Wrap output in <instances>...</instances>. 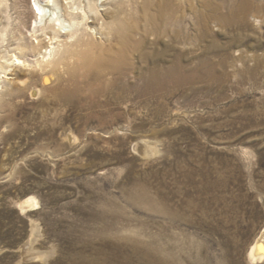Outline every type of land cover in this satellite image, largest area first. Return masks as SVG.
Listing matches in <instances>:
<instances>
[{"label": "rangeland", "instance_id": "obj_1", "mask_svg": "<svg viewBox=\"0 0 264 264\" xmlns=\"http://www.w3.org/2000/svg\"><path fill=\"white\" fill-rule=\"evenodd\" d=\"M122 1L124 17L138 15L141 0ZM148 1L178 22L160 36L137 26L132 76L146 71L140 54L147 69L177 56L180 72L124 81L145 93L89 95L71 76L83 48L63 46L74 38L48 45L49 66L47 45L26 58L18 42L1 47L9 64L18 55L44 72L0 66V264H264L247 257L264 230V0H235L233 14L227 0ZM5 2L17 39L35 3ZM103 21L88 23L86 44L105 45ZM19 72L33 75L28 90L2 98L23 87Z\"/></svg>", "mask_w": 264, "mask_h": 264}, {"label": "bare ground", "instance_id": "obj_2", "mask_svg": "<svg viewBox=\"0 0 264 264\" xmlns=\"http://www.w3.org/2000/svg\"><path fill=\"white\" fill-rule=\"evenodd\" d=\"M141 1H142V4L139 7V12H138L137 16L135 14H131L129 16L124 17L125 15H124L123 11H125V9H127V8H125V5L123 3L124 1H122V0H114L113 2H109V0H108V2H107V0H34L35 7L33 10L31 9V15H30L31 20H32L31 24L28 26L26 23H24V26L22 27V28L27 29V31H25V34L22 33V31L20 30L21 27L19 28V25H18L19 23L17 25L15 23V26L13 25V27L11 29H13L15 27V29H17L18 32H20L17 35L18 38L16 37L17 39L11 38L10 40H7L8 34L10 33V32L8 33V29L12 25L9 22L10 19L5 17V15L9 11L8 7H10V6L7 5L5 0H2L0 2V48L2 46H5V45L6 46H9L12 44L15 45L18 42L19 45L21 44L23 46V48L21 47L20 49L17 47L18 52H19L18 54L21 55L22 57L26 58L27 56L33 57V56L37 55L43 46L47 45V47H48V45H52L55 42H62L59 40L60 39L59 37L64 36V37H67L70 39L74 38L75 39L74 42L71 39L72 43L67 42V44H65L63 46L64 47H66V46L70 47L72 45V46H78V47L83 48L81 50L82 53L80 52L78 54V56L75 54L77 56V60L75 58L77 63L74 64L76 66H73L74 68L71 69L72 70L71 76H73V77L75 75L80 76L86 82L88 90L90 91V92H88L89 95L91 93L92 95L95 96L96 94H99V93H102L105 91L107 92L109 90L110 92L115 93L117 98L122 99L123 98L122 96H124L123 93H125L126 91H136L140 94L145 93V90L140 91V90L136 89L135 87L124 85V81L128 82L131 80L135 81L136 79H140L142 81L147 82L150 85L153 84L154 86L161 84L165 80H172L175 82L179 77L180 64H179V60L176 56V57H174L171 64L170 65L168 64L169 66H167L165 68L160 67L157 64H154L155 66L152 65L151 68L147 69V67L145 66V64H146L145 62L147 60V57H146L147 55L140 54L139 59L142 61L141 63H143L141 67H144L146 69V71L144 74H142L140 76H137V77L132 76V74H133L131 71V69H132L131 65L132 64L131 63L129 64L130 59H128V57L130 54H132V53L135 54L138 52L139 47H140V43L138 41L137 42L134 41V38H132L131 34L138 31V28H137L138 25L145 28V30L140 29V30H142V32H143L142 34L144 36L145 35L149 36V34H152V35L158 34V33L162 32L161 25H163L162 26L163 28H165L166 26H171V25L175 26L178 22V17L176 16V12H175L176 10H174L172 7H170V5L168 3L165 4V2H164L165 5L162 3L163 5L161 4L158 7L156 6L157 8L154 10L155 12L150 13L149 10L151 9V4L149 3V1L148 0H141ZM227 1L229 2V4H228V7L227 6L226 7L228 8V11L231 14H233L234 13V7H235L234 6L235 0H227ZM225 2L226 1H224V3ZM222 3H220V4H222ZM108 4H110L113 7V9L110 11L107 9L106 10H103V9L100 10V11H102L101 16L103 17V19H101V18L99 19L96 16V14L98 13L100 5L103 7V6L108 5ZM137 4H139V3H137ZM247 4H249V3H247ZM235 5H236V3H235ZM176 7H177V5H176ZM208 8H210V7H208ZM238 8H236V9L238 10ZM218 9H220V8H218ZM225 10H226V8H225ZM166 11L169 12L168 15H167V13L165 14ZM208 11H209V9H208ZM243 12H241V13H243ZM177 13H179V12H177ZM213 13H214V11H213ZM243 14H247V12L243 13ZM233 16H236V15H233ZM104 18L105 19L106 18H112V21H113V22L103 21V23H101V25H100L101 29H102L100 36H104L102 38V40L104 39L105 45H103V44L102 45H100V44L94 45L92 43L86 44L85 39H89V40L91 39L92 34L90 35V33H92V32H90V31L93 29V28L91 29L90 26H88V23L95 24L99 20H104ZM207 18H208V16H207ZM179 25L180 24H178V26ZM170 29H171V27H170ZM172 30L174 31L175 29L172 28ZM9 31H10V29H9ZM166 31H167V29H166ZM79 33H80V35H78ZM12 34L13 33H11V35ZM13 36H15V35H13ZM178 36L176 38H178ZM134 37H136V36H134ZM7 48H6V50H7ZM3 49H4V47H3ZM52 49H54V48H52V47H48L47 49L45 48V51L43 52V56H42V54H39L40 57L42 56L41 60L39 58V60L42 62V64H44V62L46 64L47 61H52L50 59L51 54H53L51 52ZM6 50L3 51L2 48L0 50V66H1V68L8 69L11 66V67H13V70L10 69V71H12V72H14L15 69H17V67H23L26 69L27 68L28 69H30V68L34 69L35 68L34 70L36 71V68L39 66L37 68V71L38 72L40 71V73H41V71L44 72L42 66H40L42 64L39 65L37 61H36L37 63H34L33 60L32 61H30V60L29 61L28 60L21 61L22 59L20 60L19 58H17L18 55L13 56V59L10 60L11 62L9 64V60H7V58H6V53H7ZM15 50H16V48H15ZM52 51L54 52V50H52ZM139 52H141V51H139ZM141 53H143V52H141ZM7 57H9V56H7ZM38 57H37V59H38ZM54 60L56 61V59H54ZM53 61H52V63H53ZM29 62H31V63H29ZM47 63H48V65H46V66H49V62H47ZM56 63H58V62H56ZM53 64H55V62ZM18 75L22 76V77H26V74H22L20 72ZM30 75H32V74L27 75L26 79L21 81V85H23V87H16V86H13V84H12V88L7 89V91L4 94H2L1 97L2 98H4V97L8 98V100H13L16 96L25 93L28 90V81L31 80ZM47 79H48L47 76H44L42 80L45 83L47 81ZM76 83L77 82H75V84ZM79 90H78V92H79ZM31 94L35 95L34 92H32ZM64 94H65V91L60 90L59 92L56 93V96L60 99V98L64 97ZM106 100H108V99H106ZM110 101H111V99H110ZM8 104L9 103L7 102L5 107H7ZM34 199H32V204L34 206H37L38 203ZM28 203H30V202L28 201ZM20 207H21V210H24L27 207L26 202L23 203L22 205H20ZM31 207H32V205H31ZM28 208L29 207H27V210H28ZM261 233L262 234L254 241L253 245L251 246V248L248 252L247 257H248L249 261H251V262L259 261V260L264 258V230Z\"/></svg>", "mask_w": 264, "mask_h": 264}]
</instances>
